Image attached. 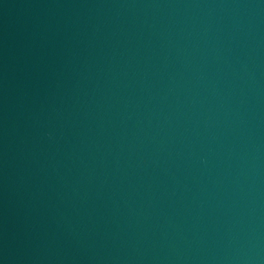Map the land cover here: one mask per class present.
Instances as JSON below:
<instances>
[{"label":"water","instance_id":"obj_1","mask_svg":"<svg viewBox=\"0 0 264 264\" xmlns=\"http://www.w3.org/2000/svg\"><path fill=\"white\" fill-rule=\"evenodd\" d=\"M0 264H264V0H0Z\"/></svg>","mask_w":264,"mask_h":264}]
</instances>
